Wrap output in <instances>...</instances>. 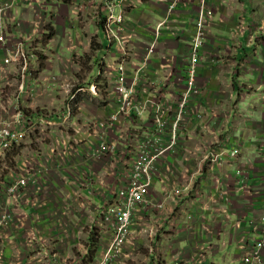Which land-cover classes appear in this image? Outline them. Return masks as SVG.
<instances>
[{
	"label": "crops",
	"instance_id": "0c3cea01",
	"mask_svg": "<svg viewBox=\"0 0 264 264\" xmlns=\"http://www.w3.org/2000/svg\"><path fill=\"white\" fill-rule=\"evenodd\" d=\"M40 1L41 7L32 8L20 1L13 11L18 25H12L14 31L10 41L16 43L22 38L27 43L28 32L33 24L38 23L39 26L46 25L48 33L45 35V44L50 51H54L49 57L46 53L43 57L40 55L38 60L43 61L39 66H44V70L51 74L43 75L41 71L39 77H35L33 73L37 69L34 64L30 76L26 77L27 90L39 93L40 89L49 87L46 89L47 94L52 95L54 81L57 80L59 84L60 80H64L63 73L67 68V64L55 68L58 65L56 61H72L74 55L81 57L87 53L92 40V53L83 56L88 58L85 60L90 71L95 66L94 60H100L99 66L116 61V52L109 47L101 59L93 57V52L102 47L99 37L102 27L91 17L87 19L89 13L94 12L91 6L73 18L70 16V7L81 0ZM130 1L129 5L125 4L123 33L130 34L133 49L139 53L153 37L155 26L166 18V26L160 32L155 52L143 76L147 83L156 81L164 86L168 94H176L181 86H165L167 84L161 82L166 71L160 62L174 60L175 74L183 73L194 32L195 1H180L167 17L168 0ZM209 1L214 12L208 25L207 41L201 49L198 73L201 90L193 94L189 101V106L201 116L194 113L186 118L175 149L158 160L151 190L152 199H163L164 189L183 186L198 166L200 172L195 174L194 181L183 194L168 199L161 211L134 218L132 236L125 245L124 253L112 264H244L243 244L254 237L264 236V0ZM72 35L78 43L74 52L68 49ZM37 42L43 43L44 40ZM79 47L82 49L81 54ZM64 50L69 51L70 57L64 54ZM1 53L2 48V56ZM52 56L54 60H51ZM91 59L93 61H89ZM138 61L126 60L127 72L132 71L134 63ZM88 73L85 85L78 86L84 90L96 81L88 82ZM78 78L74 77L73 81ZM52 79L55 80L50 81ZM173 82H176L174 78ZM99 91L91 94V97L100 100L103 103L100 106L94 107L87 98L77 99L83 106L78 117L86 116L88 110L94 113L95 119L89 118L94 121L108 116L112 111L109 105L114 106L115 101L112 96L106 99L110 92L103 94ZM158 93L154 86L148 87L147 94ZM32 100L28 101L29 106ZM52 101L51 106L56 110L53 120L58 121L64 108L56 106L60 101L55 98ZM92 109H96L98 114ZM149 119V115L131 118L124 121L117 131H110L109 137L117 143V155L93 156L101 138L98 131L72 133V137L66 141L71 149L63 144L61 155L48 154L50 149L45 152L42 166L51 163V171L39 176L36 182L38 186L35 189L31 186L24 195L22 204H26L25 216L17 213L13 225L0 233L3 264H28L35 257L41 258L39 264H45L47 253L54 264H78L77 258L75 262L66 260L72 255L70 245L75 246L71 244L75 239H69L71 235L75 238L70 227L85 221L81 218L82 214L73 212L74 206L86 209L89 221L100 226L102 244L95 260L98 262L111 236L106 233L101 211L113 203L116 189L127 181L125 168L118 156L134 144L144 127L148 126ZM57 121L51 125L55 126L50 131L52 138L57 127L59 130L64 128ZM121 129L125 130V134L127 132V137L130 136L128 142L125 136L122 137ZM234 148L239 149L237 156L224 155L215 161L213 168L207 161L202 162L208 152L218 154L220 149L230 152ZM238 169L244 175L238 174ZM160 178H164V181ZM56 224L65 229L62 236L54 233ZM152 230L154 236L150 234ZM51 241L60 247L59 250H56V246L47 248ZM87 249L84 251L85 257ZM95 262L89 261L90 264Z\"/></svg>",
	"mask_w": 264,
	"mask_h": 264
},
{
	"label": "built area",
	"instance_id": "2783aa9c",
	"mask_svg": "<svg viewBox=\"0 0 264 264\" xmlns=\"http://www.w3.org/2000/svg\"><path fill=\"white\" fill-rule=\"evenodd\" d=\"M20 1L26 2L30 8L42 6L40 0H0V49H3L2 61H0V168L6 155L18 149L21 143L30 137L34 129L33 126L36 127L38 124L53 125L55 123L44 118L46 116L41 115L43 114L42 111L33 110L28 105V101L32 97L27 94L31 95L33 92L27 90L26 77L31 72V64L36 63V61L33 62L35 60L33 44L30 43V40L26 43L22 39L16 43L9 41L14 31L11 26L18 25V20L13 16V11ZM180 1L182 0L167 1L166 17L170 15ZM194 1L196 6V16L193 23L194 32L189 42V57L183 73L175 74L174 60H161L160 62V66L166 71L161 82L167 84L165 86H181L176 94H168L164 90V86L156 81L151 80L147 83L143 76L148 61L155 52L160 32L166 26V18L155 26L153 37L146 42L143 51L139 53L133 49L130 34L123 33L125 30V4L128 3L129 5L130 0H81L79 4L73 3L70 7V16L73 18H77L87 6L92 7L94 12L90 17L105 31L109 40L108 47L115 50L117 57L115 62L100 64L98 78L86 88L88 92L97 94L102 87L103 80L104 82L107 81L106 92H110L108 99L112 96L115 101V105L112 107L108 104L112 111L105 119L92 121L91 124L93 125H89L93 128L89 131L92 133L98 131L101 135L99 143L93 151V156L118 154L117 143L109 137L110 131H117L124 121L131 118L150 116L148 126L144 127L133 142L134 144L129 147V151L124 150L120 157L118 156L125 168L124 175L127 181L116 189L113 203L106 206L102 211L106 233L109 231L111 236L108 246L101 254L102 257L96 262L98 264H112L118 260L123 255L125 245L132 236L134 218L138 215L145 216L147 213L161 211L167 200L181 196L190 183L194 181L195 174L200 172L198 166V169L190 174L183 186L164 189L163 199L157 201L152 199L151 190L156 176L158 160L175 149L179 141L182 123L186 118L194 113L199 117L201 116L199 112L189 106V101L193 94H197L201 90L198 84L199 63L202 58L201 49L208 38V25L213 17L214 8L209 0ZM31 31L38 34L35 37L37 41L42 40L44 34L48 33L46 25L39 26L38 23L33 24ZM33 43L35 44L34 41ZM126 60L139 61L134 63L132 71L127 72ZM104 77L110 80L108 81ZM173 78L176 82L171 83ZM8 79H12L15 85L9 84ZM149 86H154L159 93L156 95L147 94ZM13 88L15 90L10 91ZM83 90V87H78L76 92ZM70 98L73 99L74 96H70ZM63 115L60 119L62 123L69 118L70 111L64 112ZM81 126L74 128L76 134L80 133ZM121 130L124 134H121L122 137L125 136L126 142H128L130 136L127 137V132L125 134V130ZM64 145L70 148L69 145L65 143ZM238 153V148H234L230 152L220 149L218 154L206 153L202 162L207 161L213 168L215 161L221 159L222 156L235 157ZM48 170L32 168L26 164V161H23L18 163L13 170L6 169L3 171V175L0 174V233L6 232L13 225L17 213L25 216L26 204H22L24 195L27 194L30 186L37 182L40 174ZM236 172L244 175L240 169ZM160 179L164 181V178ZM262 209L264 222V203ZM150 234L154 236L155 232L152 230ZM243 248L244 264L263 263L264 236L254 237V239L246 241ZM48 254L45 255V264H54L52 259L48 257L50 254ZM3 258V253L0 251V264H3ZM40 260V257H35L28 264H39Z\"/></svg>",
	"mask_w": 264,
	"mask_h": 264
},
{
	"label": "rangeland",
	"instance_id": "374dc122",
	"mask_svg": "<svg viewBox=\"0 0 264 264\" xmlns=\"http://www.w3.org/2000/svg\"><path fill=\"white\" fill-rule=\"evenodd\" d=\"M93 15L92 13H89L87 19H90V16ZM83 18H86L83 16ZM82 18V19H83ZM84 22L86 21V19H83ZM34 21V20H33ZM40 31V30H39ZM22 33V32H21ZM47 34V33H46ZM42 42L43 43H36V36H38L37 33H33L30 34L28 33L27 38L28 40H30V43L33 44V48H34V57L35 60H33V62L36 61V63H32V69L34 68L33 65L36 64V69L37 71H35L33 73V75H35V77H39L38 74L39 72L43 71L42 74L46 75V74H51L50 71L48 70H44V66L40 67L43 61H38L40 59V55H44V53H46L47 57L50 56V54H54V51H50L49 46H47L46 40H45V35ZM81 34V33H80ZM40 36V35H39ZM47 37V36H46ZM99 37L101 38V48H98L97 50H95L93 52V57H98V59H101L103 54L106 53V49L108 47L109 44V40L107 35L105 34V31H103L102 29L99 31ZM34 38V39H33ZM76 37H74L73 35L71 36V44L68 47V49L71 52H74V47L75 45H77L78 43L76 42ZM9 39V38H8ZM22 39V38H21ZM10 41V40H9ZM33 41L35 42V44L33 43ZM11 43H15L10 41ZM37 44V45H36ZM79 52L80 54L82 53V49L79 47ZM92 53V50L89 49L87 51V53L83 54L81 57L74 55L73 56V60L72 61H56V63H58L57 69L62 68L61 66L64 64H67V68H66V72L63 73L64 76V80H60L59 84L57 83V80L54 81L55 79H52L50 81H54V87L52 88V90L54 91L52 93V95L47 94V90L49 89V87L42 88L39 90V93H32L31 95L27 94L28 96L32 97L33 100L30 103L29 107H32L33 110H38L42 111L43 114H41L42 116H46L44 118L48 119L51 122H56L57 120H53L54 115L56 112L55 108H53V106H51V103L53 102V98H55L56 101H60L59 104H57L56 106H59L65 109V111H63V113L67 112L68 110L70 111V115L69 118L66 120V122L62 123L61 117H63L64 115H61L60 119H58V121H60V123L62 124V126L64 128H61L60 130L57 127V132L54 134V137L52 138L50 136L52 131V128L55 126H51V125H36L33 126V130L31 132L30 137H28L27 139H25L24 142L21 143L20 147L16 150H13L11 153H8L6 155L5 161L2 163V166L0 168V174L3 175V171L6 169H14L16 167V165L20 162L26 161V164L28 166H31L32 168H36V169H49L48 171H51L52 166H49L50 164L47 163L45 166H42V162L44 160V155L45 152H48L50 149V152L48 154H59L61 155L62 153V145L65 143H67L66 141L69 140L72 136V133H75L74 128L77 126H80V133L81 132H86L89 130H93V128L89 127V125H93L91 124L92 121L91 119H95L93 118V112L91 110H88V112H86V116H80L78 117V113L79 111L82 109V105H80L77 101L78 98H87L88 100L90 99V103H92L95 106H100L103 103L100 102V100H95L91 97V92H88L87 90H83V92L78 91L76 92L78 86L80 85H85L86 82L85 81V77L86 74L88 73V82H94L95 79L98 78L99 75V62L97 60H89V61H93L95 66L93 67L92 71L89 70L88 67V61H86L85 59L87 57H83L86 55H90ZM64 54H66L67 57H70V53L67 50H64ZM26 57V54H24ZM27 58V57H26ZM56 59V58H55ZM80 60V61H76V60ZM88 59V58H87ZM51 60H54V57H51ZM0 61H2V56L0 55ZM39 62V63H38ZM40 65V66H39ZM48 64H46L47 66ZM49 67V65L47 66ZM52 68H54L52 66ZM16 70V69H15ZM17 71V70H16ZM30 76V74H29ZM74 77H79L76 81H73ZM7 82L9 84L15 85V82L12 81V79H8ZM106 85H107V81L102 83V87L100 89V93H106ZM44 87V86H43ZM15 90V88H13L10 91ZM50 91V90H49ZM48 91V92H49ZM78 93V94H77ZM54 94H57L54 96ZM70 96H74L73 99L70 98ZM106 99H108V96L106 97ZM101 100H103L101 98ZM105 105V104H104ZM88 106H90L88 104ZM80 107V108H79ZM89 109V108H88ZM91 109V108H90ZM95 114L97 113L96 109H92ZM103 116H100L99 118H102ZM91 118V119H89ZM56 119V118H55ZM78 121V122H76ZM75 122V123H74ZM50 124V122H49ZM68 125V126H67ZM57 126V125H56ZM61 131V133H60ZM59 132V133H58ZM92 132V131H91ZM68 133V135H67ZM52 143V144H51ZM80 143H84V142H80ZM41 144H45V145H41ZM46 148V151H44V148ZM47 154V155H48ZM47 171V172H48ZM46 172H42L40 174V176L44 175ZM40 182L42 183V180H40ZM31 186L34 187V189L38 186L37 183L32 184ZM30 186V188H31ZM47 195H48V190H47ZM73 212L76 213H80L82 214L81 218H84V220H82L83 222H81V225L78 226H71L70 228L73 229L72 234L75 235V238L71 235V238H69L71 241L75 239V241H72L71 244L75 245L74 247L70 245V253L72 255H70L68 258H66L67 262H71V261H76L75 259L77 258L78 260V264H90L89 260L86 259V257L84 256V251L89 248V239L88 237H90L91 235V231L92 230H96V233L100 232V226L98 227V225L95 222H90L89 221V212H85V210L79 209L78 207L74 206L73 207ZM101 217H102V211H101ZM102 219V218H101ZM54 221V219H53ZM53 231L56 235L58 236H62V234H64L65 229L63 227H61L60 225L56 224V227L53 228ZM108 236L111 235L110 232H107ZM56 238V237H55ZM54 240V239H53ZM55 243H57V241L54 240ZM53 241L49 242L47 248L48 249H53L54 246H56V250L60 247H57L56 244H54ZM64 251V250H63ZM60 252V251H59ZM56 251L53 252V254H55ZM60 255V253H59ZM95 262V261H94ZM69 264V263H68ZM91 264H98V263H91Z\"/></svg>",
	"mask_w": 264,
	"mask_h": 264
},
{
	"label": "trees",
	"instance_id": "16d2710c",
	"mask_svg": "<svg viewBox=\"0 0 264 264\" xmlns=\"http://www.w3.org/2000/svg\"><path fill=\"white\" fill-rule=\"evenodd\" d=\"M93 40L91 41V46L90 49L93 50L94 49V45H93ZM101 235L99 233H96V230H92L91 231V235L89 237V249L87 254H86V259H88L90 262H94L96 260V255L98 254V251L100 249V246L102 244V239H101Z\"/></svg>",
	"mask_w": 264,
	"mask_h": 264
},
{
	"label": "clouds",
	"instance_id": "9594fccd",
	"mask_svg": "<svg viewBox=\"0 0 264 264\" xmlns=\"http://www.w3.org/2000/svg\"><path fill=\"white\" fill-rule=\"evenodd\" d=\"M11 29H12V26H11ZM43 40V39H42Z\"/></svg>",
	"mask_w": 264,
	"mask_h": 264
}]
</instances>
